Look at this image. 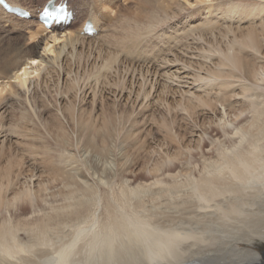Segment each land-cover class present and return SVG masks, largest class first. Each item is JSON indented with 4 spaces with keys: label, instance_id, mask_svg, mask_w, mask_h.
<instances>
[{
    "label": "bare ground",
    "instance_id": "bare-ground-1",
    "mask_svg": "<svg viewBox=\"0 0 264 264\" xmlns=\"http://www.w3.org/2000/svg\"><path fill=\"white\" fill-rule=\"evenodd\" d=\"M9 1L31 12L39 5L36 0L27 4L28 0ZM80 1L84 10L74 9L77 20L86 11V18L98 29L94 37L83 35L84 23L78 30L73 25L45 30L31 20L7 14L0 6V123L9 104L3 103L4 95L29 91L33 85L35 93L39 88L59 87L62 96L74 90L82 93L86 87H130L127 95L112 90V96L126 103L132 100L134 108H143L154 88L158 98L167 87H198L193 93L191 88L184 89V95L193 100L185 110L207 102L205 109L215 113L221 102L226 108L218 121L226 129L219 141L222 147L216 159L203 168L198 165V175L173 169L171 162L143 168L141 173L149 178L133 184L128 177L134 174L135 159L127 156L125 144L137 145L136 151L142 149L138 138H131L127 130L123 135L124 118L95 110L90 115L76 113V107L66 103L63 118L72 134L63 129L55 141L59 147L71 152L80 149L82 154H68L67 165L74 162L76 166L56 168L58 185L51 186L59 192L49 193V185L42 183L20 189L23 167L18 158L7 156L2 162L8 134L0 127V264L264 262V0H255L258 5L253 10L237 8L228 0ZM69 6L73 7L71 2ZM229 33L231 39H221ZM182 36L170 52L159 53ZM208 36L222 42L208 45L204 42ZM26 41L31 49L23 55L18 47H25ZM149 41L153 47L146 45ZM205 51L210 58H218L217 62L201 61ZM33 59L39 64L32 65ZM140 87H150L151 92L142 98ZM209 87L218 89L215 95L221 101L208 100L214 92ZM95 94L92 106H98ZM232 112L236 116H230ZM101 157L109 159V165L97 163ZM117 175L124 178L121 184L107 180ZM24 208L31 213L20 214ZM208 242L217 243L216 248Z\"/></svg>",
    "mask_w": 264,
    "mask_h": 264
},
{
    "label": "rangeland",
    "instance_id": "rangeland-1",
    "mask_svg": "<svg viewBox=\"0 0 264 264\" xmlns=\"http://www.w3.org/2000/svg\"><path fill=\"white\" fill-rule=\"evenodd\" d=\"M29 1L30 0L26 1L25 3L27 4V3H29ZM72 1L76 4L79 3V5H77L78 7H75L74 9L79 8L80 11H82V9L84 10V7L81 4L80 0H72ZM228 2L233 4L237 8L246 9V10L257 9V5H258V2L255 0H228ZM37 4H38V2H37ZM253 5H254V7H253ZM86 13L87 12L84 11V13H83L84 17L80 19L81 22L85 21ZM33 22L35 24L37 23L35 21H33ZM78 22L80 23V21H78ZM78 22H76V23H78ZM79 27H76L73 24L72 29L78 30ZM162 29H163V31H166V27L164 25H162ZM198 36H199V34H198ZM216 36H217V34H216ZM5 37L6 36H4V38ZM13 37L15 38L17 36L13 35L12 38ZM6 38L10 39L11 37L10 38L6 37ZM208 38L206 40V37H204V39H205L204 42L207 41L208 45L214 44L213 46H217V44H218V46H219L220 42H222L220 39H218V41H216L214 39L212 40V38L209 36H208ZM229 38L231 39L230 33L221 39L226 40ZM183 39H184L183 36L181 38H178L175 41V44L173 47H171L170 49L167 48L168 50H161V52H159V53H162V51H166L167 53L170 52ZM23 43H24V41H23ZM28 43L26 41L25 47H18V51L21 52L23 55L26 54L27 50L31 49V44L28 45ZM152 43H153L152 41H149V43L146 45L149 47H153ZM2 44H4V42H2L1 45ZM156 44H158L159 46H162V44H160V43H156ZM38 50L42 51L41 47H38ZM205 52H206L205 57L202 55L200 58L201 61L205 60V61H209V62L212 61L213 63L217 62L218 58H214V56L212 58H210L207 54L208 51H205ZM49 57L51 58L53 56L51 55ZM46 59H47V62L49 65L52 64L51 59H50L51 62H49V60H48L49 58H46ZM194 63H199L198 65H200L201 62L200 61H193V64ZM45 72H46V70H45ZM89 82L90 83L93 82V84L95 83L92 80L91 81L89 80ZM121 85H123V82L120 83V86ZM127 86H128V84H127ZM58 88L59 87H57L56 89H55V87L54 88L53 87H47V88L43 87L42 89L39 88L37 93H35L37 88L34 87V85L32 87H30L29 91H18V89L16 87H14L13 91H16V89H17L18 92H15V94L7 93L4 95L5 101H3V103L7 102L9 104H8L7 112L3 115V117L5 116L4 119L3 118L1 119L2 123H0V127H1L2 131H4L5 135L8 134V140L4 141V142H6L5 146L6 145L7 146L5 147V150H3L1 157L4 158V159H2V162H4L3 160H5V159H6L5 161H7L8 157H9V159L12 158L11 160H15L18 158L17 160L20 162V164L23 167L22 168L23 175H22V179L20 180L21 186L19 185V187H21L20 189H23L24 187H26L28 185L35 186L37 184L42 183V184H48L49 185V187H50L49 193H57V192H59V188L53 187V186H55L54 184L57 183L55 178L58 177V176L55 177V175H54L57 172L56 168L71 166V165L76 166V163H74V162H73V164H70V162H69V165H67V162L69 160L68 154L73 153L74 155H77L79 157L82 154V153H80L81 150L78 149L79 150L78 151L77 149H75V151L77 153L75 151L71 152V151L66 150L62 147H59V145H57V142L55 141L56 138L58 136H60V134H61V133H59V131L61 132L63 129L65 130V132L67 134H70V135L72 134V127L63 118V110L65 108L63 106H64V104L66 105V103H67V106H70L71 104H73L76 107V110H77L76 113H81V111H86V113H89V115H90L91 111L94 112V110H95L94 113H96V114L101 115V114L105 113L107 115H112V116L116 115V116H120L121 118H124V122H123V119L121 120V122H122L121 125H123L122 130H124L123 135H124L125 131L127 130L126 132L131 134V138H133V137L138 138V140H140L139 146L141 145L140 147L142 149V151L141 150L136 151L137 145L125 144V147H127V151H125V152H127V156H130V157L132 156V158L135 159L134 163L131 167L134 174H133V176L130 175L128 177L129 179L133 180V182H132L133 184H134V182L135 183L146 182V180L149 178V176L147 177L143 173H141L142 171H140V170H142L143 168L148 167V168L152 169L155 167V165H165V164L170 165L171 162H172L171 167H172V165H174L173 169H176L178 171L183 170V171H185V173L191 174V175H193V173H194V175H198V172H196V170L199 169V166H201L203 168V166L205 165L204 163H207L208 161H210V159L211 160L216 159L217 155H218L217 150H218V148L222 147V144L219 141L221 139L223 141L224 137H223L222 131L225 132L226 129L222 128L221 126H218V124H219L218 121L220 119H222L223 116H225V112L223 110H225L226 108L224 106L222 107L221 102L218 103L219 104L218 110L215 113H212V111H210L209 107H208L209 110H208V108L205 109V106L207 107V102H205V104L200 103L199 106H198L199 103H195L194 106L196 108L194 110L192 108L189 111L185 110V108L187 106L190 107V104L193 105V103H192L193 100L191 99L192 102L189 101L190 100L189 96H186L187 94L184 95V92H187L185 90L188 88H191V90H192L191 92L193 93V89H195V90L199 89L200 90V88H198V87H188V88L187 87H179V88L167 87V89H165V93H164L165 95L163 97H162V95L160 96V97H162V99H160V97L157 98L155 96L156 95L154 93L155 88L153 89L154 91L152 93H150L151 92L150 87H147V88L143 87L144 89H142L140 87V89L143 90L142 95H141L142 98H145V96L148 93L152 94L151 95L152 97H150L148 100L147 99L144 100L145 104H143V105H145V106H143V108H140V107L138 108L137 106H135V108H134V103L132 100H130L128 103H126L125 101L120 100L118 98H114L112 96L113 95L112 90L117 91V92H123V94L127 95L129 92L128 90L131 89L130 87L129 88L128 87L122 88V87H99L98 86V87H94V89H92L93 87H86V88H84V90L86 89V91H82V93L76 92L74 90L73 92L71 91L69 94H67L65 96L60 95V93L57 90ZM91 89L94 90L95 93L97 94V98L95 97L96 100L94 102H97L98 106H92L93 105L92 101L94 100L93 94H95V93H94V91L91 92ZM209 89L213 90L214 92L213 91L212 92L214 94L211 93L212 95H210L211 98L209 97V99H208L209 95L204 96V97H207L205 99H208L211 101L214 99L213 101H216L217 97H216L215 93H217L218 89L213 88V87L212 88L209 87ZM235 89H233V90H235L236 94H237L239 92V90H238V88H235ZM138 90H139V87H138L137 91ZM144 90H145V92H144ZM56 92L59 93V95ZM89 92H91V93H89ZM191 92H190V94H192ZM78 93H80V94H78ZM182 93H183V95H182ZM16 94L18 97L16 96ZM76 94L78 95L79 99H78V97H75V96H77ZM176 94H178V95H176ZM190 94H188V95H190ZM167 95H168V97H167ZM202 95H204V94H202ZM81 96L83 98L85 97L84 100H82L83 98ZM90 96H92V97H90ZM214 97H216V98H214ZM90 98H92V99H90ZM218 100L221 101V97H218L217 101ZM72 101H73V103H72ZM189 102H191V103L189 104ZM97 104H95V105H97ZM233 105H235V106L238 105V107H239V104H237V102H235V104H233ZM200 106H201V108H200ZM93 107H95L96 109H94ZM166 107H168V108H166ZM62 108H63V110H62ZM79 108H81V109H79ZM244 108L245 107H242L241 110ZM235 112H232L230 114V116H232V117L236 116ZM7 113L11 114V115H8ZM185 113H186V115H185ZM237 114L239 115V113H237ZM229 119L231 120L233 118L229 117ZM155 120H156V122H155ZM153 121H154V123H153ZM163 123H165V124L163 125ZM236 123H238V121ZM58 127H59V130L57 129ZM197 127L203 132L202 134H200V132L198 133ZM54 128H56L57 130ZM165 128H167V129H165ZM66 129H67V131H66ZM168 130H169V132H168ZM50 131H51V133H50ZM166 131L169 134H173L172 138L168 137ZM195 131L197 133H195ZM5 132H7V133H5ZM17 132H18V134H17ZM204 132L207 136L204 135ZM19 133H21V135ZM196 134L200 135L201 138L196 137ZM208 134H209V136H208ZM193 135H195V136H193ZM176 136H178L177 137L178 139L176 138ZM219 137H220V139H219ZM202 138H204L205 140H203ZM173 139H174V142H173ZM2 140L3 139H0V141H2ZM214 141H215V143H212ZM214 145L216 147H214ZM215 149H216V151H215ZM6 150H7V152H6ZM58 150H59V152H58ZM136 152H140V154L138 153L139 154L138 155ZM202 152H203L204 156L206 155L205 157L202 155ZM30 153H32V154H30ZM135 153H136V155H135ZM4 155L6 157L7 156L8 157L6 158ZM12 155H14V156H12ZM211 155H213V156H211ZM77 156H76V159L78 160ZM137 156H139V157L136 158ZM201 156H203V157H201ZM207 158H208V160H207ZM53 159H55V160H53ZM76 159H74V160H76ZM185 159L187 160V162ZM96 160H97V163L101 164V166L106 165V164L109 165L108 162L110 161L109 159L107 161V159L103 158V157L97 158ZM105 160H106V162H105ZM78 161H80V160H78ZM89 165H92V163H90ZM94 166L98 167V165H94ZM101 166H99V167H101ZM201 167H200V169H201ZM184 168H186V169L184 170ZM187 174H185V175H187ZM87 176H89V175H87ZM89 177L91 178L90 180H94V177H91V176H89ZM123 179L124 178L121 175L107 177V180H109L111 182L114 181V183L116 182L117 184H121ZM51 185H53V186H51ZM56 185H58V183ZM33 188H35V187H33ZM34 190L36 191L37 188H35ZM9 197L12 198L13 193L10 194ZM29 213H31L30 208H24V210H21V212H20V214H29ZM213 236H215V235H213ZM215 237H222V236H221V234H217V236H215ZM223 237H224V234H223ZM214 242H208L207 244H208V246L211 245L210 248L214 249L217 246V243H214ZM221 242H224V241L221 240Z\"/></svg>",
    "mask_w": 264,
    "mask_h": 264
},
{
    "label": "snow or ice",
    "instance_id": "snow-or-ice-1",
    "mask_svg": "<svg viewBox=\"0 0 264 264\" xmlns=\"http://www.w3.org/2000/svg\"><path fill=\"white\" fill-rule=\"evenodd\" d=\"M43 15L45 18V22L49 25L52 26L53 24H59L61 23L66 16V9L64 7H55L52 6L51 8L46 7L43 10ZM32 65H37L39 64V61L36 59H33L31 61ZM21 75H24V73H21ZM261 264H264V262H261Z\"/></svg>",
    "mask_w": 264,
    "mask_h": 264
}]
</instances>
